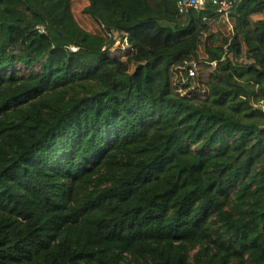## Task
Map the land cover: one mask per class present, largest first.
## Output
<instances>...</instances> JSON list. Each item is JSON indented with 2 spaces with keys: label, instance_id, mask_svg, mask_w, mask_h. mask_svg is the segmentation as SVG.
I'll return each instance as SVG.
<instances>
[{
  "label": "trees",
  "instance_id": "16d2710c",
  "mask_svg": "<svg viewBox=\"0 0 264 264\" xmlns=\"http://www.w3.org/2000/svg\"><path fill=\"white\" fill-rule=\"evenodd\" d=\"M180 1L0 0V264H264V0Z\"/></svg>",
  "mask_w": 264,
  "mask_h": 264
},
{
  "label": "rangeland",
  "instance_id": "374dc122",
  "mask_svg": "<svg viewBox=\"0 0 264 264\" xmlns=\"http://www.w3.org/2000/svg\"><path fill=\"white\" fill-rule=\"evenodd\" d=\"M73 1V6H74V10H75V14L76 17L78 19V21L80 22L81 25H83L86 29L90 30V31H98V27L96 26V24H94L90 19H88L87 17H85L83 15V10L87 7V5L85 4L86 0H72ZM222 19H220L219 21L215 22L213 24L214 29L215 30H219L222 26ZM126 40H122L121 38H118L116 45L114 46V48L110 49V53L111 54H115L116 56L120 57L121 59H126ZM197 67V69L199 70L197 75H201L204 81H207L209 79V75L208 73L212 70L211 68H207L206 65L203 64V66H198L197 64H195ZM215 66V65H213ZM135 69V67H132V71ZM183 80L184 81H190L193 89H197L198 88V84L195 80V77H189L187 72H184L183 74ZM202 88L205 89V85H200ZM181 88V87H179ZM201 89V88H200Z\"/></svg>",
  "mask_w": 264,
  "mask_h": 264
},
{
  "label": "built area",
  "instance_id": "2783aa9c",
  "mask_svg": "<svg viewBox=\"0 0 264 264\" xmlns=\"http://www.w3.org/2000/svg\"><path fill=\"white\" fill-rule=\"evenodd\" d=\"M238 0H182L179 3L180 11L182 13H188L190 10L203 11L209 3L214 4L217 7V13L226 18L231 14L236 2ZM44 33L45 31L41 29ZM77 51V48H73ZM189 77H194L197 74L196 68L192 67L188 71Z\"/></svg>",
  "mask_w": 264,
  "mask_h": 264
},
{
  "label": "clouds",
  "instance_id": "9594fccd",
  "mask_svg": "<svg viewBox=\"0 0 264 264\" xmlns=\"http://www.w3.org/2000/svg\"><path fill=\"white\" fill-rule=\"evenodd\" d=\"M213 65H216V63H213ZM192 67H195V68H196V65H195V64L191 65V67H190L189 69H191ZM189 69L187 70V74H188V76H189V73H188ZM196 71H197V68H196ZM196 75H197V74H196ZM194 77H196V76H194Z\"/></svg>",
  "mask_w": 264,
  "mask_h": 264
},
{
  "label": "water",
  "instance_id": "95a60500",
  "mask_svg": "<svg viewBox=\"0 0 264 264\" xmlns=\"http://www.w3.org/2000/svg\"><path fill=\"white\" fill-rule=\"evenodd\" d=\"M108 32H110V29H108ZM258 109H260V110H263V108H262V107H259Z\"/></svg>",
  "mask_w": 264,
  "mask_h": 264
},
{
  "label": "crops",
  "instance_id": "0c3cea01",
  "mask_svg": "<svg viewBox=\"0 0 264 264\" xmlns=\"http://www.w3.org/2000/svg\"><path fill=\"white\" fill-rule=\"evenodd\" d=\"M255 18H258V16H257V17H255Z\"/></svg>",
  "mask_w": 264,
  "mask_h": 264
}]
</instances>
